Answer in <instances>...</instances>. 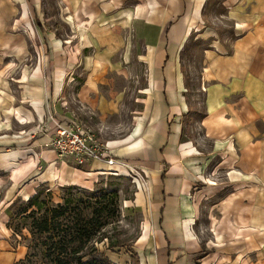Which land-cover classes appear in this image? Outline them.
Wrapping results in <instances>:
<instances>
[{
    "label": "crops",
    "instance_id": "crops-1",
    "mask_svg": "<svg viewBox=\"0 0 264 264\" xmlns=\"http://www.w3.org/2000/svg\"><path fill=\"white\" fill-rule=\"evenodd\" d=\"M44 1L0 0V86L9 89L10 73H19L18 96L0 94V129L13 112L20 129L47 124L51 112L68 118L63 87L74 70L84 72L76 102L106 121L121 111L120 83L142 76L129 131L104 144L149 179V195L136 194L135 206L150 212L135 254L145 264H264V0H225L232 31L220 38L205 27L208 0H53L52 16ZM55 22L69 35L48 26ZM192 34L209 40L200 111L180 58ZM49 138L0 136V264L27 253L10 244L16 198L44 184L89 190L117 167H74L45 146ZM213 165L222 178L209 184Z\"/></svg>",
    "mask_w": 264,
    "mask_h": 264
},
{
    "label": "rangeland",
    "instance_id": "rangeland-1",
    "mask_svg": "<svg viewBox=\"0 0 264 264\" xmlns=\"http://www.w3.org/2000/svg\"><path fill=\"white\" fill-rule=\"evenodd\" d=\"M225 0H208L205 6V27L208 30H212L215 34L214 37L220 38L222 35L231 34L232 21L227 17V6L223 5ZM44 10L46 15H55L56 7L53 0L44 1ZM54 27L58 34L62 37L69 35V29L61 22H55L48 25ZM209 43L208 37L200 39L196 35H191L183 51H181V67L183 69L186 81L187 91L192 103L198 106L199 111L202 107V95L205 91L202 85L200 86V78L202 74V68L205 64L203 58V50ZM19 73L12 72L10 76V86L1 87L0 94L3 92L13 93L18 96V86L14 85L13 79L18 76ZM84 77L82 70H74L71 75L68 76V81L73 83L71 86H65L64 94L69 102L66 103V109L70 114L68 118L56 115L53 112L47 115L48 122L39 121L35 119L29 125H22L20 129L18 126L20 120L17 118V113L13 112L11 119H1L5 126L0 129V136L5 135H50L46 133V128L53 126L50 121L53 118L55 121L69 120L78 123L80 128L84 131L90 132L101 142L106 144L109 140L120 139L126 135L130 128V109L136 106L134 102L136 97V89L140 87L141 77L138 78L134 72L127 76L124 82H121L118 88H124V101L121 104V111L113 118H109L106 121H100L95 113L90 112L88 109L79 105L75 100V91L78 87L79 80ZM143 78V77H142ZM8 90V91H7ZM200 90V91H199ZM200 92V93H199ZM50 115V116H49ZM54 115V116H53ZM25 121V120H24ZM26 122V121H25ZM27 123V122H26ZM2 126V124H1ZM5 132V133H3ZM9 133V134H7ZM5 134V135H4ZM198 132H196L197 136ZM52 149V148H51ZM200 152V151H199ZM58 155V154H57ZM67 160L74 167L80 168L74 164L71 157H60ZM119 161V160H118ZM121 164H117L115 168L108 169L107 173L96 178V182L89 190L79 188L75 186L58 187L52 184L41 185L36 193L38 198L36 200V206L38 207V213L34 216L26 214L20 215L28 206V199L18 197L16 198L9 209L11 211V219L9 225L11 227L12 236L10 238V244L14 246L29 248L30 251V264H51L50 259L53 249L50 244L58 241L62 245H68L70 242L69 237L66 236L67 232L71 228L73 221L79 216L82 220H87L93 217V209L98 208L100 205H95V197H101L105 193L114 192L117 196L114 198L117 212L112 215V212L103 214L98 220L104 225L98 228L91 240L81 253L88 254L83 261L95 259L101 264H145L140 255L135 254V241L141 232V223L146 214H149V209H140L135 206L136 194L142 192V194L149 195V179L143 168L138 164H129L120 161ZM110 167V166H109ZM213 174L208 173L209 184L215 183L222 178L221 173L215 170L214 165ZM212 175V176H211ZM49 189L50 192H47ZM105 201H98L101 204ZM214 199H211L213 202ZM57 204H60L59 206ZM56 209L57 212H63L62 209H68V212L64 216H60L59 219H55V224L51 220L50 211ZM206 210L202 209L199 214V219L204 220ZM47 216L50 222L48 231L38 234L37 230L33 227V220L40 219L41 216ZM109 215V216H108ZM95 222V217L93 218ZM200 220V221H201ZM195 230L199 236L204 235V239L207 236V232L201 230V223L198 222L195 226ZM50 238V239H49ZM57 242V243H58ZM68 242V243H67ZM119 244L120 248L108 249L109 244ZM58 246V245H57ZM135 254L136 257H133ZM63 256L65 253L62 254ZM139 257V258H138ZM28 264V262H27Z\"/></svg>",
    "mask_w": 264,
    "mask_h": 264
},
{
    "label": "trees",
    "instance_id": "trees-1",
    "mask_svg": "<svg viewBox=\"0 0 264 264\" xmlns=\"http://www.w3.org/2000/svg\"><path fill=\"white\" fill-rule=\"evenodd\" d=\"M47 192H50L49 189H47ZM38 194L36 193L33 197H31L30 199H28V206L27 208L22 211L21 213H19L20 215L26 214L28 212V210H30V212L27 213V215H32L34 216L35 213H38V207L36 206V200L38 198ZM116 193L114 192H110V193H105L103 194L101 197H95V205H100L98 208L93 209V217H91L90 219L87 220H82V217L80 218L79 216L73 221V224L71 226V228L69 229V231L67 232L66 236L69 237L70 242L68 243V245H65L61 242L55 241L52 242L53 238L50 239V244L51 247L53 249L52 255H51V259H50V263L51 264H101L99 263L97 260L92 259V260H87V261H83V259L88 256V254H84L81 253L83 251V249L86 247V245L88 244V242L91 240L92 236L95 234L96 230L98 228H100L102 225H104L105 222H101L100 220H98V216L101 218L103 216V214H106L108 212H112V215H114L115 212H117V209H113V207H116V203L114 202V198H115ZM106 201V203L101 204L98 201ZM58 206L60 204H57ZM63 212H57L56 209H52V211H50V214L53 215L51 216V220L53 222V224L56 223V221H54L55 219H59L60 216H64V214L66 212H68V209H62ZM109 216V215H108ZM95 219V222L93 221ZM50 222L48 217L45 216H41L40 219H34L33 220V227L37 230L38 234H42L46 231H48ZM8 227L11 229L10 225L8 224ZM58 242V243H57ZM58 245V246H57ZM120 248L121 246L119 244H109L108 249H114V248ZM27 253L24 257V259L20 262H17L16 264H30L29 260H30V251L29 248L27 249ZM65 253V255L63 256L62 254ZM133 257H136L135 254H133Z\"/></svg>",
    "mask_w": 264,
    "mask_h": 264
},
{
    "label": "built area",
    "instance_id": "built-area-1",
    "mask_svg": "<svg viewBox=\"0 0 264 264\" xmlns=\"http://www.w3.org/2000/svg\"><path fill=\"white\" fill-rule=\"evenodd\" d=\"M50 121L53 126L46 128L50 138L45 146L55 150L59 157H71L77 166L91 161H101L107 166L121 164L109 155L104 144L92 133L80 128L78 123L69 120L55 121L53 118Z\"/></svg>",
    "mask_w": 264,
    "mask_h": 264
}]
</instances>
